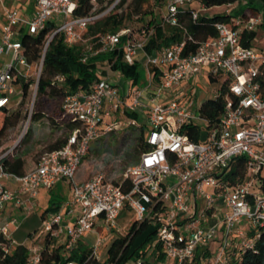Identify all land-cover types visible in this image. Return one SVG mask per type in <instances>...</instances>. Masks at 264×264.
<instances>
[{
    "label": "built area",
    "instance_id": "obj_1",
    "mask_svg": "<svg viewBox=\"0 0 264 264\" xmlns=\"http://www.w3.org/2000/svg\"><path fill=\"white\" fill-rule=\"evenodd\" d=\"M78 1L35 0L30 17L3 7L0 59L8 60L0 66V111L19 107L23 98L20 80H34V85L24 129L9 148L0 146V161L13 155L27 134L45 52L55 35H61L69 46H82L83 62L97 53L118 50L122 37L126 36L123 46L126 62L133 64L143 59L146 67H160V83L151 89L149 79L146 87L133 92L129 104L121 99L117 84L107 77L100 78L88 92L79 90L66 96L63 109L80 127L68 136L64 146L42 154L37 165L22 176L6 173L0 164V218L7 204L15 209L32 210L41 189L49 190L65 181L70 185V198L57 212L44 218L43 231L66 251L75 249L96 227L115 230L116 221L126 207L135 213L138 222L146 221L158 232L168 264H227L230 254L254 250L256 241L264 235V196L253 191L255 184L264 178V12L245 3L247 11L231 18L230 25L217 22V36L201 42L194 53L183 56L185 42H178L148 54L145 42L158 24L176 25L185 12L196 21L206 9L202 0H164L161 20L149 29L142 28L137 35L130 29L104 34L99 39L101 47L93 51L85 32L109 9L99 14L94 9L84 17H75ZM196 4L200 10L195 8ZM227 6L235 8L238 3ZM48 24L53 25L54 31L46 38L40 60L31 63L24 55L22 38L26 34L35 36ZM250 32L256 33L251 41L244 38V33ZM203 73L208 77L223 76L220 86H226L223 95L226 105L212 125L201 115L202 103L197 104L194 99L182 103L172 96L184 81ZM63 80L62 76L55 77L56 82ZM16 88L22 96L14 103L11 97L17 93ZM220 95L218 90L214 99ZM107 102L115 111L143 109L145 114V142L149 149L124 172L123 180L131 182L128 191L108 181L103 174L85 182L77 180L91 144L100 135L102 111ZM128 124L140 125L137 120H129ZM196 125L200 127L197 142L183 131L186 126ZM240 157L245 158V178L232 186L222 178ZM9 181L16 187H9ZM205 187L214 191L207 192ZM23 194L27 197L23 198ZM75 208H79V215L66 224ZM243 220L247 222L245 228L240 227ZM217 232L223 234L218 246L197 262V252L204 249L209 252ZM0 234L11 240L8 225L0 227ZM101 245L98 237L91 247L92 258L100 260ZM28 264H41L40 247L29 253ZM135 264L147 263L139 259Z\"/></svg>",
    "mask_w": 264,
    "mask_h": 264
},
{
    "label": "trees",
    "instance_id": "obj_2",
    "mask_svg": "<svg viewBox=\"0 0 264 264\" xmlns=\"http://www.w3.org/2000/svg\"><path fill=\"white\" fill-rule=\"evenodd\" d=\"M128 0H79L77 8L74 12L75 17H84L92 12L99 14L109 9V11L99 20L90 24L85 32L87 38H90L93 44V51H97L101 46L99 39L102 35L107 33H118L123 29L133 30L125 22L131 19V14L125 15L118 12ZM149 0H134L140 5ZM161 1V0H155ZM240 0H202L206 9L220 7L224 5H231L238 3ZM248 6L255 11L264 12V0H243ZM164 3V0H162ZM231 14H217V15H202L196 21H193L190 13L185 12L180 15L179 22L176 25L169 23L158 24L151 32L148 40L145 42V51L148 54L159 52L163 48L170 47L174 43L185 42V48L182 55L194 53L199 44L209 38L217 36V29L215 24L223 22L230 25V19L233 18ZM161 20V19H160ZM159 20V21H160ZM155 20H150L147 23L146 29L154 25ZM54 31L53 25L48 24L45 29L41 30L35 36L26 34L22 38L24 47V55L31 63H36L41 58L43 46L48 35ZM140 31V30H139ZM246 39L253 40L256 33H244ZM127 38L122 37L118 50L108 51L104 53H97L88 58L86 62L81 59L84 55L83 48L80 45L69 46L65 44L61 35H55L49 43L45 52L42 73L38 80L37 91L34 101L31 121L39 124H47L49 127L61 128L58 138L52 140L48 146L47 152L60 149L66 144L68 136L77 128L80 123L66 115L63 109V101L66 96L74 94L79 90L88 92L94 83L100 79L98 68L103 65H109L110 68L118 72L122 77L130 82L131 86L142 88L140 86V65L141 61L136 60L133 64H128L124 58L123 46ZM245 45H249V41H245ZM145 69L150 74L151 84L158 86L160 83L161 68L156 66L144 65ZM64 77L63 82L55 81V77ZM223 76H209L211 83H221ZM22 84L23 98L19 105V109L7 111L3 109L0 113L3 116V125L0 129V146L8 136L9 132L15 128L20 120L21 107L25 104L27 97H31V88L34 85V80H20ZM226 86H220L221 95L217 98L207 99L202 102L200 112L203 118L208 120L210 125L216 123L223 113L226 105L224 94L226 93ZM50 102L53 107L50 111L46 109V103ZM125 116L130 120H137L140 125L132 126L139 131L136 140L135 153L130 156L133 165L137 164L143 152L149 149L145 142V135L147 132V125L136 112H125ZM26 118V116H24ZM199 126H186L183 131L189 135L190 139L199 141ZM30 142L28 135L23 139L22 144L26 145ZM15 153L0 161L4 170L8 174L22 176L37 165V160L32 158L28 160L24 158H15ZM32 164V165H30ZM32 168V169H33ZM228 172V171H227ZM225 173V175L227 174ZM245 158H237L226 175L225 181L230 185H236L243 182L245 178ZM114 185L121 186L123 191H128L131 187L130 180L120 178L114 181ZM258 188L264 194V178H261L254 188ZM55 199L50 198L47 211L41 214L42 221L47 212L57 211L59 206ZM127 209V207L125 208ZM124 210V209H123ZM114 231V230H112ZM155 238V228L148 222H138L136 219L132 222L126 234L112 241L107 250V258L104 261L96 260L91 257V248H85L82 242H79L77 247L71 251H66L63 245L54 239H50L45 234L44 242L40 246L41 249V264H127L128 261L135 259H143L145 246L150 244ZM256 248L248 250L244 253H236L234 256L229 255L227 264H264V235L256 241ZM8 248L6 252L5 249ZM154 255L159 260H163L164 252L162 246L158 242L154 250ZM209 252L207 249L197 252L196 261L201 257H207ZM29 250L24 246H16L14 248L10 245V240L4 238L0 234V264H28ZM144 260V259H143ZM146 262V261H145ZM149 264L148 262H146Z\"/></svg>",
    "mask_w": 264,
    "mask_h": 264
},
{
    "label": "rangeland",
    "instance_id": "obj_3",
    "mask_svg": "<svg viewBox=\"0 0 264 264\" xmlns=\"http://www.w3.org/2000/svg\"><path fill=\"white\" fill-rule=\"evenodd\" d=\"M243 0L238 2V6L235 8H230L226 5L220 7H214L212 9H205L201 11L202 15H217L231 13L232 16L242 15L248 10ZM7 4H4V6ZM195 8L200 10V7L196 4ZM164 11V4L161 1L149 0L143 4L135 3L134 0H128L127 3L118 11L120 14L125 15L127 12L131 14V19L127 20L125 23L130 26L133 30L134 35H137L139 30L145 28L150 20H155L158 22ZM3 25L2 17V5L0 3V29ZM260 36V31L258 32ZM8 60L7 58H4ZM206 69V68H205ZM114 74L109 65H103L98 68V73L104 76L106 73ZM147 83V73L144 64L140 65V81L139 85L143 86ZM219 83H211L207 73L199 74L195 79L184 81L181 86L176 89V92L172 93L175 99L180 100L182 103H187L188 100L194 99V101L199 104L207 99H213L216 92L219 90ZM183 89V90H182ZM16 94L11 97L12 101L18 102L21 98V91L16 88ZM191 92V93H190ZM31 97H27L25 104L21 107L22 119L18 125L13 128L9 134L8 138L4 140L2 145H6L9 148L15 140L20 136L24 129V124L29 111V106L31 104ZM53 104L50 102L46 103V109L51 110ZM20 107H18L19 109ZM26 116V118H24ZM129 118L125 117L123 110H118V112L110 111L107 118L103 119V123L100 127V135L95 140L89 149L87 157L84 159L83 164L78 172L77 180L80 182H85L93 178L98 174H103L104 177L110 181L114 182L122 178L124 172L128 167L133 165L131 162V157L135 153L136 138L139 135V131L135 127H131L128 124ZM171 118V122H173ZM3 125V116L0 113V129ZM111 129V131H107ZM61 128L57 129L55 127H49V125L34 123L31 121L30 127L27 134L24 136H30V142L23 145L21 141L19 147L15 151V158H24L29 161L28 158H32L33 161L37 160L42 154L47 152L48 146L52 143V140L59 137ZM10 136V137H9ZM23 138V139H24ZM32 165V164H30ZM33 165L30 167V170ZM230 172L228 170L227 174ZM222 174V171L218 173ZM226 174V175H227ZM223 176L222 179H225ZM9 186H14L13 182H7ZM207 192H213L214 189L211 187H205ZM49 196V195H48ZM54 198L60 201L62 195L59 193H53ZM261 196H264L261 194ZM201 205V200L198 202ZM43 211L42 207H37L27 215H22L20 212L15 214L6 213L4 217H9L11 222H6L9 230L12 232L13 248L16 246H24L28 249L32 247L40 246L44 242L45 232L43 231V222L41 219V213ZM6 217V218H7ZM136 219L135 213L129 208L121 211L119 218L116 223L118 226L117 231L109 232L106 228H102V231L97 230L96 234H88V239H86V246L92 247L98 240L97 233L101 234L102 245L98 255L100 261H104L107 258V250L113 240L120 238L129 230L130 225ZM16 220L18 226L13 222ZM6 225V224H5ZM100 238V237H99ZM159 242V234L155 232V238L145 246L144 260L149 264H156V258L154 255V250L157 243ZM135 259L128 261L127 264H135Z\"/></svg>",
    "mask_w": 264,
    "mask_h": 264
},
{
    "label": "crops",
    "instance_id": "obj_4",
    "mask_svg": "<svg viewBox=\"0 0 264 264\" xmlns=\"http://www.w3.org/2000/svg\"><path fill=\"white\" fill-rule=\"evenodd\" d=\"M1 3V2H0ZM4 4H7V6ZM2 5V13H3V7H7L9 9H15L19 12L20 15L22 16H25V17H30V13L34 10V6H35V0H4L3 3H1ZM212 9V8H210ZM4 21V20H3ZM5 61L4 58H1L0 59V66L1 64ZM141 62L143 63V59L141 60ZM114 74H109L108 72L104 75V76H101L100 75V78H109L110 80H112L115 84H117L118 88H119V92H120V96H121V99L126 103V104H129L132 100V97H133V92L136 90V89H140L139 87H134V86H131L130 85V82L125 79L124 77H122L118 72H113ZM146 73H147V83L144 85V87H146L148 85V82H149V79H150V74L148 72V70L146 69ZM142 87V88H144ZM156 86L154 85H151V89H155ZM146 99V98H144ZM120 111L123 110V112L125 113L126 111L129 112L127 109L125 108H121L119 109ZM110 111H115L111 105L107 102L105 103L104 105V108H103V111H102V116H101V122H100V127L103 123V119L104 118H107L110 114ZM115 112H118V110H116ZM136 113L139 114V116L144 119L145 121V114H144V110L143 109H138L136 110ZM126 117V116H125ZM11 188H15V184L14 186H9ZM253 191L257 194V195H261L262 192H260L258 190V188H254ZM56 193V195H58L59 193L62 195L60 201H57L54 196H53V193ZM70 194H71V189H70V185L65 182V181H60L58 182L53 188L49 189V190H44V189H41L39 192H38V195L37 197L35 198L34 200V205L32 207V210L30 211H25L23 210V208L21 209H15L12 207V205L10 204H7L6 207H5V210H4V214L3 216L0 218V227L4 226L5 224L7 225L6 222H11V220H9V217H4L6 213H9V214H15L16 212H20V214L22 215H27L29 214L31 211H33L35 208L37 207H42L43 208V211L42 213H44L45 211H47V208L49 206V200L50 198L52 199H55L56 202H58V210L63 206V204L65 202H67L70 198ZM49 195V196H48ZM23 198H26L27 195L26 194H23L22 195ZM57 210V211H58ZM57 211H53V212H47L45 214V217L50 215V214H53ZM41 213V214H42ZM79 215V208H75L74 212L68 217L67 220H65V223L66 224H71V222L73 221L74 218H76L77 216ZM120 216V215H119ZM44 217V218H45ZM119 218V217H118ZM13 222H15V224L18 226V224L16 223V220H14ZM43 222V221H42ZM247 225V222L246 220H243L240 224V227L241 228H245V226ZM247 228V227H246ZM101 230L102 231V228H99V227H96L93 229V231H91L90 233L91 234H96L97 230ZM118 230V226L116 227L115 231ZM11 232V231H10ZM88 233V234H90ZM88 234L82 239V243L84 245L85 248H91V247H87L86 246V239H88ZM97 237H100L101 238V234L100 233H97ZM249 235L251 236V233H249ZM223 237V234L221 232H217L216 234V238H215V242L211 244L210 246V251H213V249L218 246V243L221 241ZM10 245L11 247L13 248V240H12V232H11V240H10ZM41 246V245H40ZM40 246H36V247H32V249H28L29 250V253L34 249V248H37V247H40ZM156 264H168L165 260V255H164V258L163 260H159L158 257H156Z\"/></svg>",
    "mask_w": 264,
    "mask_h": 264
}]
</instances>
